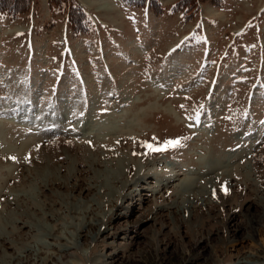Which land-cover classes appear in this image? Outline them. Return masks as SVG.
Returning a JSON list of instances; mask_svg holds the SVG:
<instances>
[{
    "label": "rangeland",
    "instance_id": "rangeland-1",
    "mask_svg": "<svg viewBox=\"0 0 264 264\" xmlns=\"http://www.w3.org/2000/svg\"><path fill=\"white\" fill-rule=\"evenodd\" d=\"M181 1L0 11V264H264V0Z\"/></svg>",
    "mask_w": 264,
    "mask_h": 264
},
{
    "label": "bare ground",
    "instance_id": "bare-ground-1",
    "mask_svg": "<svg viewBox=\"0 0 264 264\" xmlns=\"http://www.w3.org/2000/svg\"><path fill=\"white\" fill-rule=\"evenodd\" d=\"M99 1H101V0H99ZM108 10H110L109 11V13L111 12V9H108ZM111 14V13H110ZM136 164V163H135ZM162 181V180H161ZM166 182H167V184L169 185V183H171V182H173V178H171V177H168V178H166V180H165ZM143 183H142V181L140 182V184H139V187H141V190H144V188L142 187V186H140V185H142ZM159 186H163V184H158L156 187L157 188H159ZM138 187V186H137ZM187 187H190V185H187ZM146 191H149V192H151L152 194H157V192H156V190H153V189H145ZM141 196H144V195H141ZM261 200V199H260ZM262 201H264V200H262ZM261 203V202H260ZM263 207V206H262ZM120 211V210H119ZM90 215H91V213H90ZM92 217V216H91ZM250 217V216H249ZM90 220V219H89ZM255 219H253V221H254ZM252 221V220H251ZM93 228H95V234L94 233H91V230L93 229ZM102 223L100 222V221H98V220H96V219H92L90 222H87L86 223V225H85V227H84V230H85V232L86 233H88V236L90 237V240H91V242L93 243L94 241H95V239L97 238V236L101 233V231H102ZM103 234H105V233H103ZM86 235V234H85ZM85 235H81V238H85L86 236ZM252 239H253V236H251V235H249L248 237H246V241H252ZM85 240V239H84ZM262 240V239H261ZM233 242H234V240H231V242L230 243H232L233 244ZM261 247H263L264 248V241H261ZM72 249H68V250H63V251H61L60 252V250H59V252L61 253V254H59V256H57L56 257V259H55V262H57V263H61V261H60V259H61V257L63 256V254H66V253H68L69 251H71ZM235 252V253H234ZM68 255H70V256H73L71 253H68L67 254V256ZM214 256V259H216V261H217V263H214V264H220L219 263V261L217 260V254H214L213 255ZM225 258H236V261H237V264H247L248 263V261L246 260V257L245 258H240L239 257V254H238V252H236L235 251V246L234 245H230V251H225ZM49 261V260H48ZM51 262V261H50ZM10 264V263H9ZM14 264V263H13ZM22 264V263H21ZM61 264H64V263H61Z\"/></svg>",
    "mask_w": 264,
    "mask_h": 264
},
{
    "label": "trees",
    "instance_id": "trees-1",
    "mask_svg": "<svg viewBox=\"0 0 264 264\" xmlns=\"http://www.w3.org/2000/svg\"><path fill=\"white\" fill-rule=\"evenodd\" d=\"M20 2V3H19ZM136 2L139 5H142V3L144 2V0H136ZM18 3V4H16ZM26 3V0H13V4L9 5V3L7 2V0H0V11L1 12H7L10 13L11 15H15L18 12H20V10H22V8L24 7L23 4ZM193 3H196V1H194ZM191 2V0H182L177 7L179 9H184L185 11H191L192 8H194V5Z\"/></svg>",
    "mask_w": 264,
    "mask_h": 264
},
{
    "label": "snow or ice",
    "instance_id": "snow-or-ice-1",
    "mask_svg": "<svg viewBox=\"0 0 264 264\" xmlns=\"http://www.w3.org/2000/svg\"><path fill=\"white\" fill-rule=\"evenodd\" d=\"M181 107H183V105H181ZM117 143H119V142H117ZM180 144H181L180 138L167 139V140H164L162 143H157L156 138L153 137L152 142L144 141L141 143L140 146L147 149V151L144 154L148 155L150 153L163 152V151L168 150L169 148L178 147V146H180ZM222 190H224L225 193H227V190L225 188H223V186H222Z\"/></svg>",
    "mask_w": 264,
    "mask_h": 264
}]
</instances>
